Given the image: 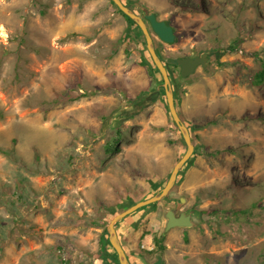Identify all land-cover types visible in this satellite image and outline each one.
Returning <instances> with one entry per match:
<instances>
[{"label":"rangeland","instance_id":"374dc122","mask_svg":"<svg viewBox=\"0 0 264 264\" xmlns=\"http://www.w3.org/2000/svg\"><path fill=\"white\" fill-rule=\"evenodd\" d=\"M129 1L173 28L172 44L153 36L165 57L218 56L175 70L194 153L165 200L116 225L128 259L264 264V0ZM127 26L110 0H0V264H102L113 212L154 195L185 153ZM168 205L194 227L164 234ZM155 237L164 250L147 255Z\"/></svg>","mask_w":264,"mask_h":264},{"label":"water","instance_id":"95a60500","mask_svg":"<svg viewBox=\"0 0 264 264\" xmlns=\"http://www.w3.org/2000/svg\"><path fill=\"white\" fill-rule=\"evenodd\" d=\"M117 9L126 17H128L142 32V35L145 40V47L150 56L154 67L159 72L162 79V87L164 90V96L166 98V104L173 120L176 125L181 138L185 144L186 150L182 157L175 163L171 173L168 177V180L160 192L147 198L145 200L139 201L127 209H124L120 213L116 214L108 223L106 227L107 239L110 247L116 254L118 264H131L126 255V252L118 238L116 232V225L127 218L131 214L137 212L139 209L147 207L149 205L159 203L163 201L169 193L172 191L173 187L177 182L178 175L184 165L190 160L191 156L194 153V146L191 141V136L188 127L181 120L178 109L176 105V100L174 97V91L172 86L171 78L169 77V71L165 64L161 61L160 57L157 55L154 44L153 36H156L161 42L166 44H172L175 41V33L173 28L164 21H159L154 13H150L146 8H142L143 17L137 15L134 11L128 8L122 0H111ZM216 53H202L196 57H183L176 60V66L179 68V75L182 79H186L191 76L198 68L203 70L206 69L207 65L217 59ZM185 199H180L177 206L183 203ZM169 210L165 213V229L164 234L170 231L171 229L180 228L188 229L193 228L194 224L191 221V216L188 212H182L178 217L177 209L173 205H168ZM154 264H161V258H158Z\"/></svg>","mask_w":264,"mask_h":264},{"label":"trees","instance_id":"16d2710c","mask_svg":"<svg viewBox=\"0 0 264 264\" xmlns=\"http://www.w3.org/2000/svg\"><path fill=\"white\" fill-rule=\"evenodd\" d=\"M123 1V0H122ZM128 8H130L132 11H134L136 14H137V12H136V10H135V8H133V5H132V3H131V1H126V2H123ZM110 4H111V6L119 13V14H121L122 15V17L125 19V21L127 22V24H128V26H129V28H128V26H127V29H126V31L123 33V35H122V37H121V41L122 42H126L127 40H129V39H131L132 37H136L137 39H139V41L143 44V47H145V40H144V37H143V35H142V32L140 31V29L128 18V17H126V16H124L118 9H117V7L113 4V2L110 0ZM141 12V11H140ZM142 13V12H141ZM151 13V12H150ZM138 15V14H137ZM139 16H141V17H143V15L142 14H140ZM131 27H136L137 28V33H136V35L134 36L133 34H132V32H131ZM76 36V34H74V33H72V34H69L68 36H66V38L64 39V40H66V39H69V38H74ZM153 44H154V47H155V50H156V53H157V55L160 57V59H161V61L165 64V66L167 67V69H168V71H169V77L171 78V81H172V86L174 85V82H175V80H174V76L176 75L177 76V71H175L176 69H177V66H176V61L175 60H171V59H169V58H167V57H165L163 54H162V52H161V50H160V48H161V44L160 43H158L156 40H155V38L153 37ZM36 51H38V50H36ZM146 53L148 54V52H147V50H146ZM148 57V61H149V63H151L150 65H151V67H153V70L155 71V73H157L158 74V76L160 77V83H162V79H161V76H160V74H159V72L157 71V69L154 67V65H153V62H152V60H151V58H150V56L148 55L147 56ZM175 76V77H176ZM253 82H258V83H260V82H264V68H262L260 71H258V72H256L254 75H253ZM161 90H162V92L164 91L163 90V88H161ZM88 95H87V93H86V91L84 92V93H82L81 95H80V97H87ZM174 97H175V94H174ZM56 102L57 101H55V104H56ZM179 114V113H178ZM179 116H180V114H179ZM180 118H181V116H180ZM181 120H182V118H181ZM183 121V120H182ZM171 122H172V125H173V127H174V129H176V130H178L177 129V127H176V125L174 124V122H173V120L171 119ZM119 141L117 140L116 142H115V146H116V144L118 143ZM184 145V144H183ZM112 148H114V147H112ZM10 154V153H9ZM181 158V157H180ZM179 158V159H180ZM178 159V160H179ZM189 162V161H188ZM187 162V163H188ZM187 163L184 165V167L182 168V169H184L185 168V166L187 165ZM182 171V170H181ZM181 171H180V173H181ZM179 176V175H178ZM168 180V179H167ZM166 183H164L163 184V186L161 187V185H158V184H156V183H154L153 184V194L154 195H152V196H155V195H157L159 192H160V190L164 187V185H165ZM151 196V197H152ZM150 198V197H149ZM167 198V197H166ZM165 198V199H166ZM146 199V198H145ZM144 198H142L141 199V201L142 200H145ZM164 199V200H165ZM12 202H14V201H12ZM158 203H155V204H152V205H149V206H147V207H144V208H142V209H139L137 212H135V213H133V214H131L130 216H128L127 218H125V219H123L122 221H120V223H122L123 221H126V220H128L129 218H134V217H136L137 215H139L140 213H143V212H146L148 209H150L151 207H155L156 205H157ZM113 217L115 216L114 215V212H113ZM138 218V217H137ZM132 223H134L135 224V226H138V224H137V219H134V222H132ZM119 224V223H118ZM137 224V225H136ZM117 227V226H116ZM103 235L105 236V237H103L102 238V240H101V251H100V257L98 258L99 259V261L100 262H102V264H106V260L105 259H107V260H109V258H110V260H112V261H114L116 264H118V260H117V257H116V254H115V252L114 251H111V252H107L106 253V251H107V247L108 246H110L109 245V242H108V239H107V232H106V230L104 229V231H103ZM118 237H119V235H118ZM120 238V237H119ZM152 242H153V245H154V249L151 251V252H147L146 254L147 255H150V256H153V255H159L160 254V252H162L163 250H164V247H162L161 245H160V243H159V239L158 238H152ZM106 254H108V257H107V255ZM131 263V262H130ZM109 264V263H108Z\"/></svg>","mask_w":264,"mask_h":264},{"label":"flooded vegetation","instance_id":"af4514ba","mask_svg":"<svg viewBox=\"0 0 264 264\" xmlns=\"http://www.w3.org/2000/svg\"><path fill=\"white\" fill-rule=\"evenodd\" d=\"M171 206V205H170ZM167 209L169 210L170 209V207H167ZM167 212V211H166ZM182 212H178L177 214H175V216L176 217H178L180 214H181ZM189 213V212H188ZM189 215L191 216V213H189ZM165 217V216H164ZM116 228V227H115ZM117 232V231H116ZM117 235H118V233H117ZM119 238V237H118ZM120 240V239H119ZM121 242V241H120ZM122 244V243H121ZM127 255V254H126ZM129 262H130V260H129Z\"/></svg>","mask_w":264,"mask_h":264},{"label":"clouds","instance_id":"9594fccd","mask_svg":"<svg viewBox=\"0 0 264 264\" xmlns=\"http://www.w3.org/2000/svg\"><path fill=\"white\" fill-rule=\"evenodd\" d=\"M174 31V30H173Z\"/></svg>","mask_w":264,"mask_h":264}]
</instances>
